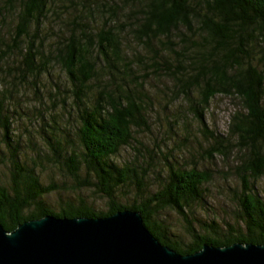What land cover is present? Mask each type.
<instances>
[{
  "label": "trees",
  "instance_id": "obj_1",
  "mask_svg": "<svg viewBox=\"0 0 264 264\" xmlns=\"http://www.w3.org/2000/svg\"><path fill=\"white\" fill-rule=\"evenodd\" d=\"M69 1L62 10L70 15L61 17L57 0H0V63L18 53L33 80L55 66L66 78L47 79L55 86L50 100L59 96L63 107L47 110L51 124L37 130L40 144L29 148L16 134V104L6 96L12 87L0 97L3 226L14 231L49 215L98 218L128 209L141 212L153 235L184 255L206 244H264V0ZM54 17L62 22L59 29ZM130 37L148 50L145 57L128 55ZM163 85L171 92L166 96L188 101L211 143L200 146L206 153L200 156L237 163L241 183L233 219L199 212L211 210L206 192L215 176L198 159H178L177 138L194 139L187 117L177 113L166 125L160 120L162 138L147 140L156 133L153 97ZM219 95L242 104L229 125L243 147L234 156L230 139L204 121ZM27 149L35 156L24 157ZM47 169L58 173L47 178ZM93 195L106 206L98 207Z\"/></svg>",
  "mask_w": 264,
  "mask_h": 264
},
{
  "label": "water",
  "instance_id": "obj_2",
  "mask_svg": "<svg viewBox=\"0 0 264 264\" xmlns=\"http://www.w3.org/2000/svg\"><path fill=\"white\" fill-rule=\"evenodd\" d=\"M0 264H264V244H206L182 254L161 243L142 213L26 221L14 231L0 222Z\"/></svg>",
  "mask_w": 264,
  "mask_h": 264
},
{
  "label": "rangeland",
  "instance_id": "obj_3",
  "mask_svg": "<svg viewBox=\"0 0 264 264\" xmlns=\"http://www.w3.org/2000/svg\"><path fill=\"white\" fill-rule=\"evenodd\" d=\"M61 4V11L59 14L62 17L63 15H70L67 9L62 10L66 5L67 7H71V2L69 0H57ZM78 8V7H77ZM71 13L76 12V7L74 9H70ZM62 21V20H61ZM62 22L59 21V17H54L52 19V26H56L59 29L62 25ZM54 35V34H53ZM55 40H57L54 35ZM127 42L130 43V49L127 50L129 56L132 55H144L148 52V50L141 45L136 43V40L133 37L127 39ZM166 54V53H165ZM170 61L171 60L170 58ZM24 66L20 62L19 54L16 53L14 55L8 56L7 60H3L0 63V97L4 90L9 87H12V91L9 92L12 96H9V93L6 92V96L13 99L12 102L16 104V111L11 115L14 120L16 126H18V131L16 130L17 137L24 142V147H31L36 144H40V136L37 130L44 125L45 123H50V116L46 115L47 110L57 109V107H63V104L59 100V96L54 100H50L49 93L53 92L55 86L53 84H47V79L55 80V81H63L65 78L64 73L60 75L59 66L51 67V72L46 73L45 75L39 74L36 81L32 79L31 75L28 73H24ZM57 75L60 78H57ZM165 82L173 87V82L169 79H165ZM46 84V85H45ZM52 87H49V86ZM167 85H163L162 87L158 86L157 91L160 95L153 97V101L155 103L154 109V120L157 123L156 133L152 137V135L147 136L148 141H156L155 139H161L163 135V129L161 126L159 127V121L162 120L166 125L168 118L172 119L177 116V113L187 117V122L190 124L191 131L194 133V139L186 141L182 137H178V142L181 143V152L182 155L179 156L178 159H186L190 163L198 159L202 162V166L208 167L214 171L213 176L214 179L208 185V191L206 192V197L210 202L211 210L199 209L200 214L204 218L217 217L222 221L224 219H233V212L237 207L235 201V191L238 189L241 183L240 177L234 173V170L237 168V163H235L234 158H224L223 156L215 158V161L208 162L205 161L204 158L200 156V154H206L202 151L200 147L205 146L209 148L211 143L207 140L206 136L201 133V124H199L198 120L195 119L193 114L191 113V109L189 107V103L185 99H177L174 101L172 99V94L166 96L167 93L165 89ZM25 104H29V108L26 107ZM241 102L240 100L235 99L232 96L219 95L215 97L210 103V107L206 110L204 121L209 126L211 130H215L217 134L221 136V139L224 141L230 139L229 147L232 156H234V152L236 150H241L243 147L239 142V138L232 134L229 129L230 122L232 120V116L241 111ZM45 116V117H44ZM51 124V123H50ZM32 125V127H31ZM203 127V126H202ZM29 130V133H25V131ZM24 132V135L22 133ZM182 135V133H181ZM2 138L4 136L2 135ZM188 145V146H187ZM184 146V147H183ZM27 154L24 152V157H34L36 153L27 149ZM130 150V149H128ZM127 151H123L124 155L128 157L131 153ZM195 155V158L192 155ZM28 155V156H27ZM2 173H6V167L3 166ZM57 169H47L44 173L45 177H51L52 175H57ZM260 189H264V179L260 184ZM93 199L97 200L98 207H105V199L98 198V196L93 195ZM50 201L56 203L57 196L53 195L50 197ZM175 215V214H174ZM177 215V214H176ZM175 215V220H179L182 225H184V220L180 219L178 215ZM182 225L179 227L182 228ZM191 238H186V243H189Z\"/></svg>",
  "mask_w": 264,
  "mask_h": 264
},
{
  "label": "bare ground",
  "instance_id": "obj_4",
  "mask_svg": "<svg viewBox=\"0 0 264 264\" xmlns=\"http://www.w3.org/2000/svg\"><path fill=\"white\" fill-rule=\"evenodd\" d=\"M171 248V247H170Z\"/></svg>",
  "mask_w": 264,
  "mask_h": 264
}]
</instances>
